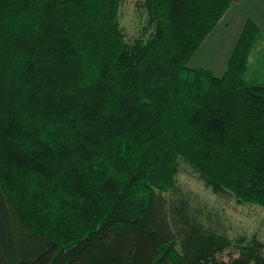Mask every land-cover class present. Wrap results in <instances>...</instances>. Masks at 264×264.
Segmentation results:
<instances>
[{
  "label": "trees",
  "instance_id": "1",
  "mask_svg": "<svg viewBox=\"0 0 264 264\" xmlns=\"http://www.w3.org/2000/svg\"><path fill=\"white\" fill-rule=\"evenodd\" d=\"M0 0V264H264L232 245L178 161L264 207V85H247L246 20L220 76L188 61L230 0ZM206 209V210H205Z\"/></svg>",
  "mask_w": 264,
  "mask_h": 264
},
{
  "label": "rangeland",
  "instance_id": "2",
  "mask_svg": "<svg viewBox=\"0 0 264 264\" xmlns=\"http://www.w3.org/2000/svg\"><path fill=\"white\" fill-rule=\"evenodd\" d=\"M140 1L124 0L120 7L119 23L127 39L136 37L144 22V12L138 4ZM239 18L241 21L257 19L264 30V0H244L234 7L218 29L210 33L199 46L194 57L188 61V66H199L211 71L213 75L220 76L240 36V30L237 28ZM175 181L179 189L189 193L197 203L208 209H205L208 215L214 222L217 221L221 232L231 240L232 245L219 259L226 261L236 257L237 238H250L255 235L264 242V207L239 203L231 194L214 192L198 173L182 160L178 161Z\"/></svg>",
  "mask_w": 264,
  "mask_h": 264
},
{
  "label": "crops",
  "instance_id": "3",
  "mask_svg": "<svg viewBox=\"0 0 264 264\" xmlns=\"http://www.w3.org/2000/svg\"><path fill=\"white\" fill-rule=\"evenodd\" d=\"M230 1H231V6L225 12V14L221 18V20L216 24V26L211 30L210 33L216 31L218 29L219 25L222 23V21H224L226 19L228 13H230V11H232V9H234V7H236L237 5H240L244 0H230ZM241 20L242 19L239 18V26L237 27L238 30H240V32L242 30L243 25L246 22V20L245 21H241ZM248 20L255 23V25L258 27L259 32H258L257 38H256V40H255V42H254V44H253V46L249 52V55L247 57V65H246V69L244 72L245 81L247 84H250V85H257V84L264 85V30L261 27V25L258 23L257 19L256 20L248 19ZM207 36H206V38H207ZM205 39L203 41H205ZM195 52L191 56L192 58L194 57ZM189 66H190V64H189ZM191 67H196V66L191 65ZM197 68H201V67L198 66Z\"/></svg>",
  "mask_w": 264,
  "mask_h": 264
}]
</instances>
